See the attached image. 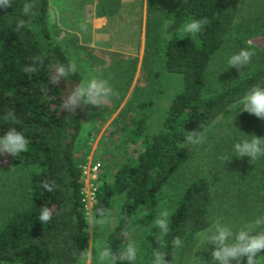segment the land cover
<instances>
[{"label": "trees", "instance_id": "obj_1", "mask_svg": "<svg viewBox=\"0 0 264 264\" xmlns=\"http://www.w3.org/2000/svg\"><path fill=\"white\" fill-rule=\"evenodd\" d=\"M11 2L10 7H0V136L15 127L29 140L28 150L17 155V162L27 170L28 201L0 223V262L76 264L88 248L82 192L84 157L77 154L76 144L81 104L75 109H63L62 104L68 91L80 82V74L77 71L61 78L55 86L49 83L55 65L71 60L48 29V0H36V15L32 18L22 13L23 3L32 0ZM239 4L240 0H167L163 5L168 36L163 44L162 69L180 74L181 86L164 108L157 131L139 148L132 149L131 159L97 182L90 211L93 219L101 218L98 209L105 215L115 200L119 202L116 220L105 234V247L111 254L124 253L128 235L154 215L159 190L194 146L185 141L188 132L205 131L216 117L226 115L252 85L264 82V49L254 47L263 65L245 67L231 81L209 92L206 89L208 66L232 27ZM18 19L26 21L19 32ZM193 19L208 21L196 40L178 35L182 24ZM37 55L44 58L42 67L32 60ZM29 65L40 70L26 73ZM8 110L14 111L18 123L3 119ZM142 122V115L132 118L133 134L141 132ZM45 183L53 190L47 191ZM256 187L264 200V165L258 170ZM210 201V186L203 176L192 178L177 195L170 211L169 232L161 235L157 230L156 251L165 253L169 264H185L196 234L210 223ZM43 208L52 214L47 223L39 219ZM142 209L145 212L139 216ZM177 236L183 242L179 249L173 245ZM257 259L258 264H264V253ZM115 264L143 263L137 255L134 261L125 256L116 259ZM240 264H246V258Z\"/></svg>", "mask_w": 264, "mask_h": 264}, {"label": "rangeland", "instance_id": "obj_2", "mask_svg": "<svg viewBox=\"0 0 264 264\" xmlns=\"http://www.w3.org/2000/svg\"><path fill=\"white\" fill-rule=\"evenodd\" d=\"M166 2L48 0L46 5L48 29L69 59L76 62L80 80L102 75L118 92L101 107L81 102L76 144L77 154L84 157L81 168L88 248L87 256L83 255L76 264H107V259L101 261L99 255L105 249V234L116 220L119 202L115 200L104 217L93 219L90 211L94 188L99 179L108 178L121 162L133 157L132 149L139 148L146 137L157 131L164 108L181 86L180 74L162 69L163 44L168 36L162 11ZM233 22L208 66V92L231 81L245 67L263 65L256 54L240 69L230 67L228 59L243 48L264 49V0H240ZM82 24L86 30L80 27ZM182 26L177 32L180 36L185 35ZM137 115L143 116L141 132L133 134L132 118ZM207 127L205 141L189 149L185 160L159 190L154 215L147 222L141 221L128 235L129 243L137 245L143 264H153L155 260L158 228L154 220L160 211H171L177 195L196 176L205 177L210 186V223L196 234L185 264H212L214 245L205 243L202 233L208 232L217 220L235 231L264 215V200L256 187L264 157L250 161L249 157H237L233 152L236 142L251 139L244 133L264 137V120L241 111L239 100L226 115L216 117ZM225 158L230 160L224 161ZM27 201V170L17 162V156L0 153V223L10 212L22 209ZM143 212L144 209L140 210L138 215Z\"/></svg>", "mask_w": 264, "mask_h": 264}, {"label": "clouds", "instance_id": "obj_3", "mask_svg": "<svg viewBox=\"0 0 264 264\" xmlns=\"http://www.w3.org/2000/svg\"><path fill=\"white\" fill-rule=\"evenodd\" d=\"M12 5L11 0H0V7L7 8ZM37 4L36 0H32L31 3L24 2L22 5V13L24 16L32 18L36 15ZM208 21L206 19L196 20L193 19L186 22L182 26L183 33L191 35L193 38L198 33L202 32L203 26ZM26 21L24 19H18L16 21V31H20L25 27ZM86 30L85 25L80 26ZM255 55L253 50L249 48H243L237 53L232 54L228 59L230 67L237 69L243 68L251 62L252 57ZM33 61H38L40 67L44 64V58L42 56L32 57ZM40 68L29 65L25 68V72L34 74L38 72ZM78 71L75 61H69L67 64L57 63L55 65V71L53 76L49 79V83L53 86L58 85L61 78H67L75 75ZM46 91L47 89H43ZM118 96V92L110 84L108 78H104L102 75H89L80 80L76 84L74 89H70L66 98L63 101V109H75L81 102L85 105L91 104L93 106H103L105 103H110L111 100ZM241 111L247 112L256 116L257 118L264 120V82L260 84L252 85L240 99ZM6 122L15 124L18 123L17 118L13 110H8L7 115L3 117ZM205 131H197L195 129L188 132L185 137L187 144L199 145L202 144L205 139ZM245 137L251 136V139H241L233 145V152L237 157L247 156L250 161H255L260 157H264V137H258L255 134L248 135L244 133ZM29 140L26 138L23 131L17 130L15 127L7 129L6 133L0 136V153L11 154L17 156L18 154L28 150ZM225 160H230L225 158ZM44 188L47 191H52L53 186L48 183L44 184ZM101 217H104L102 209L97 210ZM51 211L47 208H43L39 216L40 221L47 223L51 219ZM171 213L169 210L164 209L160 211L157 218L154 220V226L160 230L161 235H165L169 232V221ZM202 237L205 243L214 245V249L211 253L212 264H231L232 261H236V264H240L242 258H246V264H258L257 257L264 253V215L255 217L254 219L242 224L237 230L217 220L208 232L202 233ZM173 245L179 249L183 246L182 239L177 236L173 239ZM125 252L117 256L111 254L108 247H105L104 251L100 253L99 259L103 261L108 259L110 264H115L116 259L126 258L129 261H134L137 257V247L134 242H130L126 245ZM87 256V254H84ZM153 255L155 260L153 264H169L164 259L165 253L160 251H154Z\"/></svg>", "mask_w": 264, "mask_h": 264}, {"label": "built area", "instance_id": "obj_4", "mask_svg": "<svg viewBox=\"0 0 264 264\" xmlns=\"http://www.w3.org/2000/svg\"><path fill=\"white\" fill-rule=\"evenodd\" d=\"M82 183H83V179H82ZM95 189V188H94ZM94 191V190H93ZM82 192H83V200H84V206H85V197H84V191H83V187H82ZM94 196V193H93Z\"/></svg>", "mask_w": 264, "mask_h": 264}]
</instances>
